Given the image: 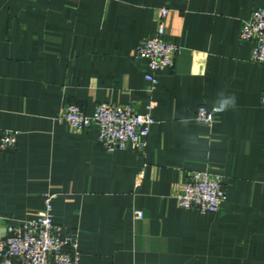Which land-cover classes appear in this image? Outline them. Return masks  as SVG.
<instances>
[{
    "label": "crops",
    "instance_id": "crops-1",
    "mask_svg": "<svg viewBox=\"0 0 264 264\" xmlns=\"http://www.w3.org/2000/svg\"><path fill=\"white\" fill-rule=\"evenodd\" d=\"M179 52L146 80L139 46ZM264 0H0V231L35 220L53 194L54 223L77 235L80 264H264V64L243 23ZM76 104L151 111L143 150L107 152L91 127L59 120ZM206 106L211 127L195 123ZM222 178L216 214L183 210L195 172ZM142 211L143 220L134 213Z\"/></svg>",
    "mask_w": 264,
    "mask_h": 264
},
{
    "label": "built area",
    "instance_id": "built-area-1",
    "mask_svg": "<svg viewBox=\"0 0 264 264\" xmlns=\"http://www.w3.org/2000/svg\"><path fill=\"white\" fill-rule=\"evenodd\" d=\"M168 13L166 8L160 10L156 35L144 41L136 53L137 59H144L148 63L150 71L146 80L153 88L159 84L157 72L173 67L179 52L177 46L163 41ZM241 38L252 44L251 60L264 64V8L256 10L243 23ZM262 104L264 106V95ZM59 120L77 133L96 127L99 144L109 153L145 149L156 123L151 111L139 113L133 106L113 104H99L92 116H88L78 105L69 104ZM194 121L200 126L211 127L214 123L213 112L201 106ZM17 142L16 133L4 132L0 137V150L12 151ZM55 198L53 194H45L44 206L35 220L18 225L7 224L0 231V264H80L77 235L54 223ZM177 200L183 210L203 215L216 214L227 200V192L220 176L208 171L195 172L177 195ZM134 218L143 220L144 213L136 211Z\"/></svg>",
    "mask_w": 264,
    "mask_h": 264
}]
</instances>
